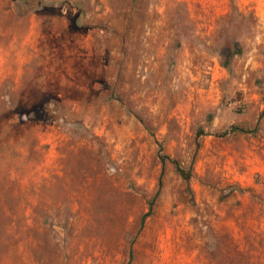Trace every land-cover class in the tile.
Here are the masks:
<instances>
[{
  "label": "rangeland",
  "instance_id": "374dc122",
  "mask_svg": "<svg viewBox=\"0 0 264 264\" xmlns=\"http://www.w3.org/2000/svg\"><path fill=\"white\" fill-rule=\"evenodd\" d=\"M30 261L264 264V0H0V264Z\"/></svg>",
  "mask_w": 264,
  "mask_h": 264
},
{
  "label": "trees",
  "instance_id": "16d2710c",
  "mask_svg": "<svg viewBox=\"0 0 264 264\" xmlns=\"http://www.w3.org/2000/svg\"><path fill=\"white\" fill-rule=\"evenodd\" d=\"M165 158V156H162L161 157V160L163 161ZM174 166H175V169L177 171V173L184 179V180H188V175L187 173L176 163V162H173Z\"/></svg>",
  "mask_w": 264,
  "mask_h": 264
},
{
  "label": "crops",
  "instance_id": "0c3cea01",
  "mask_svg": "<svg viewBox=\"0 0 264 264\" xmlns=\"http://www.w3.org/2000/svg\"><path fill=\"white\" fill-rule=\"evenodd\" d=\"M29 263H30V264H35V262H34V261H30Z\"/></svg>",
  "mask_w": 264,
  "mask_h": 264
}]
</instances>
